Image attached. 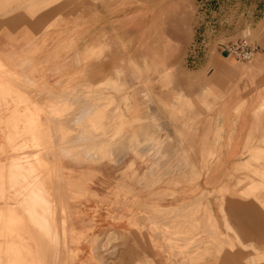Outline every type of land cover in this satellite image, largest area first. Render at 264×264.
Listing matches in <instances>:
<instances>
[{"label": "rangeland", "instance_id": "obj_1", "mask_svg": "<svg viewBox=\"0 0 264 264\" xmlns=\"http://www.w3.org/2000/svg\"><path fill=\"white\" fill-rule=\"evenodd\" d=\"M236 2L247 4L0 0V45L19 48L7 54L35 57L36 80L43 77L57 95L68 92L62 102L45 97L40 105L27 92L15 93L10 84L16 76L0 65V99L9 98L23 111L0 119L12 148L0 150V159L11 154L0 177L14 175V184L0 190L23 198L25 212L35 207L26 206L28 191L38 204H45L49 191L67 196L57 214L65 228L58 242L30 243L22 236L26 248L0 253V264H30L29 249L41 264H124V256L141 264L138 252L152 255L162 243L168 253L198 264L210 252L219 254L220 238L236 240L227 226L232 238L213 233L219 231L213 208L220 210L226 197L264 216V86L256 79L254 60L219 54V44L252 41L251 23L237 17ZM13 14L34 18V27L28 32L22 20L7 24ZM17 26L25 33L9 32ZM227 66L238 71L222 79ZM44 88L36 89L37 100ZM125 107L135 108L134 116L144 121L125 125ZM242 109L253 110L242 119L243 133L235 117ZM41 128L42 134L33 135ZM132 131L141 141L147 134L156 137L153 142L161 145L156 161L148 151L129 147ZM39 144L30 152L29 146ZM40 157L50 166L41 170L52 174L46 189L31 185L36 174L28 166ZM16 217L10 221H20ZM258 232V245H241L253 256L244 264H264V229ZM194 242L193 254L182 257Z\"/></svg>", "mask_w": 264, "mask_h": 264}, {"label": "crops", "instance_id": "obj_2", "mask_svg": "<svg viewBox=\"0 0 264 264\" xmlns=\"http://www.w3.org/2000/svg\"><path fill=\"white\" fill-rule=\"evenodd\" d=\"M247 2L245 3H235L234 5L237 7H240L241 13L237 15L238 18H240V21L242 22H247L250 21L251 23V35H252V41L255 43L258 47L256 53L254 54L253 58L251 60H254L253 63V69L256 71V79L258 81V84L260 86H264V0H244ZM250 1V2H248ZM240 16V17H239ZM19 20H22L24 23L23 26H25L28 29V32L34 27L35 25V19L34 18H21L20 15L11 17L9 20L6 21L7 24H10L15 26V23ZM239 20V19H238ZM22 29V30H20ZM10 33H25V28H20L17 26L15 29H11L9 31ZM17 48L16 46H4L3 44L0 45V65L3 66L4 69L7 71L11 72L14 74L16 77L12 80L10 87L13 89L15 93H18L20 90L22 91H29L31 101L37 102L40 105H43V99L48 98V101H60L62 102L63 99L65 98V95H67L68 92H65L61 95L55 94L56 92L53 89L54 85L48 84L43 77H40V80H36L35 78V73L37 71L36 64L34 58H31L30 55L27 56L25 53H21L19 57L17 55L13 54H7L10 52H13V50ZM221 55L222 53L219 52ZM230 57L228 55L222 54L221 56L223 57ZM231 58V57H230ZM250 60V61H251ZM19 63V64H17ZM119 71H122V69H117ZM237 69L233 68L232 66H227L221 73L220 77L223 79L224 77H230L233 75ZM123 72V71H122ZM241 72V70H240ZM124 75V74H123ZM22 77V78H21ZM44 81V82H43ZM123 83L125 82V78L123 77ZM41 87H45V96L41 97L40 99L37 100L36 98V89H39ZM28 88V89H27ZM32 88V89H31ZM24 89V90H23ZM34 91V92H33ZM36 92V93H35ZM0 119H7L10 117V115H15L20 114V112H23L20 109H15L14 105L12 104L11 100L8 99H0ZM6 107L7 109H5ZM132 108V107H130ZM134 110L130 109L127 110L125 107L124 113H129L128 116L125 114L123 115L126 124H130L133 122H138L141 123L144 121L143 118H139L136 115L134 116ZM31 112H35L34 110H31ZM252 112L253 110H247V109H242L240 110L235 117H237L236 123L243 124L245 130L242 131L245 132L247 128V121L242 119H248V117H252ZM131 115L133 116V119H130ZM44 116H42L43 118ZM47 117V116H46ZM49 117V116H48ZM8 128H4L3 126H0V150H6L7 152L11 150L10 146H8L6 142V135L8 134ZM133 133L128 137V144L129 147H131L133 150L137 152H144L145 150H148L149 154L151 155L155 161V158L160 157V145L159 144H153V140H155L154 135H145L144 141L139 140L138 134L135 131H132ZM43 133V128L38 129V131L34 132L33 135L36 134H42ZM151 136V137H150ZM153 137V140H152ZM151 140H150V139ZM137 140L144 145L141 147V149H137L133 146V140ZM131 140V142H130ZM152 141V142H151ZM41 144L38 145V148L36 147H31L29 146L30 152L32 150L36 152ZM149 147H147V146ZM152 145V147H151ZM158 145L159 147L155 146ZM13 147V146H12ZM151 147V148H150ZM158 149H157V148ZM152 148L157 149L153 150ZM143 149V151H142ZM147 150V151H148ZM229 150V149H228ZM153 152V153H152ZM156 152V153H155ZM155 153V154H154ZM31 154V153H29ZM157 154V155H156ZM155 156V158H154ZM11 157L10 155H7L5 158L0 159V167L6 166L8 164V159ZM48 166V164L44 161L43 157L40 158H34L32 160V164L28 166L29 171L32 174H36L34 176L35 178L31 180V185L35 186L38 185L40 188L46 189L48 180L50 177H52L51 171H42L41 168ZM50 167V166H48ZM14 178V175L11 174V176H2L0 177V186H9V184L14 182L11 180ZM33 178V177H32ZM14 186V185H13ZM32 187V186H31ZM30 189V188H29ZM12 192L7 190V188L0 190V200L4 201V205L0 207V253L3 254L6 250L15 247H19V249L23 248L22 239L23 237L28 238L29 242H38L39 240L41 241H47L51 242L53 244H56L58 240L65 234V228H64V220L58 218V213H60L63 210V204L61 199L65 198L66 196L63 191L60 192H48L46 196V202L45 204H38L33 209L31 212H25L24 209L20 206V202L23 198L19 197L18 195L14 196ZM27 197L31 198V192H27ZM67 197V196H66ZM54 199V200H53ZM219 207L216 206L213 208V213L219 220L218 222V228L219 231L213 230V233H216V236L218 235H227L229 238L231 237V233H225V228L226 226L231 229V231H234V237L235 241L230 242L227 240L226 237L220 238V242H216L215 244L218 245L219 248V254L214 255L213 253L210 252L208 255H204L201 260L198 261V264H244V261H248V258L253 257L251 254L246 253L247 251L241 246L245 244H252V245H258V242H260L261 239H259V230L264 229V216L262 212L256 214V208L255 207H248L244 206L243 203L236 197H226L224 204L220 207V210L218 209ZM221 213H223L224 216V221H222ZM11 216H17L16 219H19L20 221L18 222H11ZM41 216L44 222L40 223L37 222L36 219ZM54 217V222H50V218ZM38 217V218H37ZM262 219V220H261ZM27 220V222H26ZM31 220V221H29ZM47 220V221H46ZM225 226V227H224ZM216 228V227H215ZM12 229V230H11ZM204 230H208L205 228ZM29 231V233H27ZM15 232V233H13ZM37 232L40 233L37 235ZM211 234L213 236L212 231L207 232V234ZM126 234V233H125ZM19 236V237H18ZM23 236V237H22ZM140 236L139 238H141ZM156 239H159L158 235L156 234ZM197 240V239H196ZM233 241V240H232ZM257 241V242H256ZM130 242V241H129ZM229 243H231L232 249L228 247ZM195 242L193 244L187 245L185 249L182 252V257L186 254H193V249H194ZM9 247V248H8ZM26 248V246H24ZM188 247V248H187ZM29 249V248H28ZM136 250V249H135ZM145 252L140 251L138 252V256H141L140 258V263L143 264V262L151 261V264H191L187 260L181 259V257H175L174 253H168L166 250V246L163 245L162 243V249H158L157 246L154 249L152 255L150 253L146 252V249H144ZM150 251V250H149ZM144 253V254H143ZM29 254L34 257V261L30 260V264H41V260L35 256V253H32L31 250L29 249ZM145 256V257H144ZM84 256H82L83 258ZM134 257V255L132 256ZM31 259V258H30ZM89 257L85 256L82 261H87L89 262ZM135 259H132L131 257L129 259L126 258V256L123 257V263L124 264H133L135 262ZM43 261V260H42ZM44 262V261H43ZM24 264V263H22ZM43 264V263H42Z\"/></svg>", "mask_w": 264, "mask_h": 264}, {"label": "built area", "instance_id": "obj_3", "mask_svg": "<svg viewBox=\"0 0 264 264\" xmlns=\"http://www.w3.org/2000/svg\"><path fill=\"white\" fill-rule=\"evenodd\" d=\"M206 1V0H204ZM204 5V3H203ZM258 47L246 38H238L232 42L219 44V51L239 61H250Z\"/></svg>", "mask_w": 264, "mask_h": 264}, {"label": "bare ground", "instance_id": "obj_4", "mask_svg": "<svg viewBox=\"0 0 264 264\" xmlns=\"http://www.w3.org/2000/svg\"><path fill=\"white\" fill-rule=\"evenodd\" d=\"M12 4H13V3H12ZM116 75H117V74H116ZM119 77H120V76H119ZM3 89H4V87H3ZM31 89H32V88H31ZM10 90H11V89H10ZM23 90H24V89H23ZM6 91H7V90H6ZM22 92H24V91H22ZM26 92L29 93V91H27V90L25 91V93H26ZM35 93H36V92H35ZM40 93H42V92H40ZM7 94H8V93H7ZM29 94H32V93H29ZM37 95H40V94H37ZM37 95H36V97H37ZM41 95H43V94H41ZM38 98H39V97H38ZM40 98H41V96H40ZM18 115H19V114H18ZM10 116H11V115H10ZM7 119H8V118H7ZM19 119H20V118H19ZM49 122H50V121H49ZM57 122H58V120H57ZM9 123H10V122H9ZM20 123H21V122H20ZM11 127H12V126H11ZM132 133H133V132H132ZM132 133H131V134H132ZM150 137H151V136H150ZM145 139H146V138H145ZM149 139H150V138H149ZM155 139H156V137H155ZM131 140H133V139H131ZM131 140H130V142H131ZM139 140H140V139H139ZM147 140H148V139H146V141H147ZM150 140H151V139H150ZM152 140H153V137H152ZM143 141H144V140H143ZM148 141H149V140H148ZM148 141H147V142H148ZM132 142H133V145H135V144L137 143L139 146L136 145V146H134V147H135V148L138 147L139 149H141V147L144 145L143 143H147V142H143V143H141V142H139V141H137V140H133ZM151 142H152V141H151ZM158 142H159V141H158ZM155 143H156V142L152 143V145L155 144ZM147 144H148V143H147ZM156 144H157V143H156ZM152 145H151V147H152ZM146 146H147V145H146ZM155 146L159 147L158 145H155ZM160 146H161V145H160ZM147 147H149V146H147ZM151 147H150V148H151ZM157 147H156V148H157ZM143 149H144V146H143ZM143 149H142V151H143ZM145 149H146V147H145ZM145 149H144V150H145ZM148 149H149V148H148ZM148 149H147V150H148ZM152 149L158 151V150H157L158 148H157V149L152 148ZM147 150H145V151H147ZM148 152H151V150H150V151L148 150ZM152 153H153V152H152ZM155 153H156V152H155ZM155 153H154V154H155ZM150 155H153V154H150ZM156 155H157V154H156ZM159 155H160V154H159ZM154 158H155V156H154ZM155 159L157 160L158 158H155ZM153 160H154V159H153ZM14 165H15V164H14ZM12 166H13V165H12ZM18 179H19V178H18ZM20 186L23 187V184L21 183ZM35 194H36V193H35ZM25 200H26V201H25L26 206H28V207H29V206H30V207H31V206H36V204H38V199H37L36 197H32V196H31V198H28V197H27ZM164 215H165V214H164ZM164 215H163V216H164ZM162 221H163V220H162ZM14 223H15V222H14ZM11 230H12V229H11ZM13 233H15V232H13ZM262 236H263V235H262ZM18 237H19V236H18ZM30 243H31V242H30ZM13 247H15V246H13ZM23 247H24V246H23ZM8 248H9V247H8ZM187 248H188V247H187ZM21 251H22V250H21ZM5 252H6V251H5ZM7 255H8V254H7ZM10 256H11V255H10ZM4 263H5V262H4Z\"/></svg>", "mask_w": 264, "mask_h": 264}]
</instances>
